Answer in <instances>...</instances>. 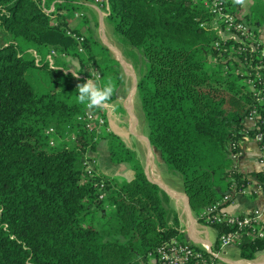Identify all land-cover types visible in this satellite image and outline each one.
<instances>
[{"label":"trees","instance_id":"1","mask_svg":"<svg viewBox=\"0 0 264 264\" xmlns=\"http://www.w3.org/2000/svg\"><path fill=\"white\" fill-rule=\"evenodd\" d=\"M107 2L105 21L117 41L133 55L136 49L146 63L136 90L150 146L180 174L189 207L202 221L207 206L248 180L233 167L231 143L244 134L253 98L235 76L207 67L213 36L199 27L198 18H207L203 8L183 0ZM90 4L97 5L95 0H0V264H134L181 236L177 215L166 206L168 195L147 178L136 151L115 133L93 140L76 119L84 112L76 97L55 89L39 93L26 78L29 73H46L51 80L72 76L63 71L68 69L63 59L55 60L63 70L49 66L46 55L55 49L81 66L91 62L100 73L98 83L111 79L115 85L109 102L117 98L124 83L119 61L93 53L86 33L85 52L78 53L77 42L66 34L74 13ZM251 12L260 16L254 5ZM72 89L76 96V85ZM49 127L56 132L54 146L44 132ZM69 133L74 142L64 140ZM101 140L112 163H128L134 171L128 181L101 174L104 199H98L91 181L80 182L83 158L93 156L89 152H96ZM102 211L109 216L107 227L95 218ZM238 248L241 258L252 259L264 249V239L244 236Z\"/></svg>","mask_w":264,"mask_h":264},{"label":"built area","instance_id":"2","mask_svg":"<svg viewBox=\"0 0 264 264\" xmlns=\"http://www.w3.org/2000/svg\"><path fill=\"white\" fill-rule=\"evenodd\" d=\"M183 1L207 11V18L204 20L198 18V24L200 28L209 31L213 36L209 55L211 65L219 66L223 75L235 76L253 98V106L245 118L250 123V128L245 129L243 137L249 135V130L253 131L251 137L258 145L259 173L263 177V181L258 180L252 184L245 183L237 190L231 187L230 192L228 191L221 199L203 210L202 222L212 227L225 226L227 228L217 232L216 242L220 248L230 245L238 246L244 236L251 239H264V220L259 209L255 208L245 214H231L224 209L225 204L232 201L234 193L264 194V114L260 109V107L264 108V42L260 38L257 28L238 15L231 8L229 0ZM95 2L100 8V17H106L108 14L107 0H95ZM52 9L53 7H51ZM74 18L81 21L83 14L75 12ZM66 34L77 42V52L84 53V34L75 32L71 24L68 25ZM32 54L35 63L39 64L41 58L35 51H32ZM58 58L75 63V69L69 68L66 72L71 74L72 71L79 72V79L73 76L77 80L85 82L90 78L99 82L100 73L91 62L81 66L77 58L64 54L60 55L55 49H50L46 55L49 66L53 69L59 68L55 64V60ZM109 106L108 102L107 107ZM107 107L89 110L84 106V112L76 116L82 126L93 134L95 141L113 133L107 122ZM44 132L48 136L49 145L54 146L56 144L54 128L49 127ZM64 140L68 143L74 142L76 136L74 133H69ZM238 146V142L231 143L232 160H237L240 155ZM87 179L100 191L98 199H104L106 183L97 169V160L94 156L87 155L83 158L80 182H86ZM250 186L254 187L249 189ZM112 209L113 206H107L108 212ZM145 260L154 264H225L218 260V251L212 249L210 245L197 246L175 236L148 252Z\"/></svg>","mask_w":264,"mask_h":264},{"label":"crops","instance_id":"3","mask_svg":"<svg viewBox=\"0 0 264 264\" xmlns=\"http://www.w3.org/2000/svg\"><path fill=\"white\" fill-rule=\"evenodd\" d=\"M259 3V6H264V0H242V2H237V0H230L233 4V10L237 12L238 15L243 17L246 21L250 16H252L251 8L254 5V2ZM232 8V7H231ZM83 16H88L91 18L98 17L99 21L102 17H100V8L96 4H90L87 8L83 9ZM260 11V10H259ZM250 23V20H248ZM84 20L81 21L74 18L72 16V20L69 24H71L74 28H80L83 24ZM257 28L258 34L262 41L264 42V18L262 24H255ZM81 31L85 32L84 29ZM110 34V33H109ZM116 58L121 60V63H124L120 52L117 49H112ZM124 56V55H123ZM125 57V56H124ZM126 59V57H125ZM123 60V61H122ZM75 64V63H72ZM124 69L127 73L130 71L129 65L124 63ZM63 69V67H59ZM69 68V67H68ZM71 69V68H70ZM128 75V74H127ZM124 83L118 88L117 98L114 101L109 102V107L106 109L107 122L112 129V132L117 134L128 147L133 148V150L137 152L138 147L141 148V142L138 139V135L132 132L131 128L134 126L137 130V118L135 116V107H134V98L137 96V90L134 89V86H131L128 94L123 96L124 92L127 90V78L123 76ZM136 80V79H135ZM135 85V82L133 83ZM133 87V88H132ZM135 112V113H134ZM250 123L246 120L244 121V129H249ZM129 133L133 136L130 137ZM144 136V135H142ZM145 137V136H144ZM147 136L145 137L146 140ZM140 142V143H139ZM238 147L240 155L237 160H232L233 167L245 174H248L246 183H254L259 179L258 174L260 170V164L258 162V145L255 140L251 136H242L238 139ZM155 153H150V156L147 155L146 152L140 153L141 156H138L140 160L144 172L148 176V178L155 182L158 186L162 187L160 184H163L168 190L178 192L177 189L165 183L162 179L160 169L163 166V163L160 160L159 152L154 151ZM97 159V169L100 174L107 177H115V175L106 173V170H110L113 172H118L126 181L131 180L134 176V171L131 169L130 165H123L125 163L114 164L110 161L109 153L107 150L105 140H101L98 144L96 152L92 154ZM156 156L159 161H156ZM156 161V162H155ZM152 173V174H151ZM236 190L238 187L235 185L231 186ZM230 187V189H232ZM254 186H250L249 189H252ZM229 190H225L227 193ZM166 190V194L171 200V196ZM230 192V191H229ZM187 197V196H186ZM174 201V207L171 211H174L177 215L179 225L178 230L180 233V239L190 242L194 245H202L208 244L212 249L218 251V260L225 264H264V249L256 252L254 258L252 259H243L239 255V248L236 245H230L224 248H220L216 242L217 239V231L214 227L205 225L202 221H199L198 217H196L190 207L187 205V198L180 199ZM259 209L261 211L262 219L264 220V194L261 193H252V194H242V193H234L232 195V201H229L225 204V211L231 214H245L249 213L253 209ZM211 227V229L209 228ZM134 264H154L149 262L148 260L140 259L139 262Z\"/></svg>","mask_w":264,"mask_h":264},{"label":"rangeland","instance_id":"4","mask_svg":"<svg viewBox=\"0 0 264 264\" xmlns=\"http://www.w3.org/2000/svg\"><path fill=\"white\" fill-rule=\"evenodd\" d=\"M230 4H231V7L233 9L234 8L233 4L231 2H230ZM254 7L256 8V11L260 10V13H259L260 16H256V17L250 16L249 18H247L248 20H250V24L252 26H255L257 19L262 18V16L264 17V6H259L257 4H254ZM81 12L84 13L83 10H81ZM103 18H104L103 21L100 22L98 17H96V16H95V18L85 16V20H84L82 26L80 27V29L85 30V32H83V31H81V32L84 34L85 33L87 34L88 45L91 48V51L93 53H96L100 57H104L106 59L109 57H113L114 59H116L117 56H116L115 52L112 50L114 48V49H117L120 52V54L126 56V59H124L123 57H122V59L124 60V63L129 65V67H130L129 73H127L124 69V66L122 67V65L119 63L121 71L123 73V76L125 78H127V83H128L127 84V90L123 94V96H126L129 92L131 86H134L133 83L135 82V79H138V75L145 68L146 63H145L144 59L141 57V55H139V53L136 49H133V51L136 52V55H133L131 50L127 51L126 50L127 48L123 47L117 41L112 27L105 21V17H103ZM0 37H1V31H0ZM100 45L104 46L107 50H102L100 48ZM107 51L109 52V54H107ZM63 61L66 63V65L64 64L65 67L75 69V64H72L73 62L66 61V60H63ZM124 63H122V64L125 65ZM207 67L209 69L213 68L212 65L209 63V60H208ZM66 70H64L65 73H67ZM29 74L30 75H28L26 78L30 82V84L32 85L34 90H36L37 92L42 93V92L48 91L50 89H55L57 92L60 91V94L62 96H64V97L67 96L70 99H72L73 97H76L73 93L74 90L72 89V87L77 85L78 83L84 82L81 80H77L76 78L73 77V75L72 76H69V75L62 76L61 78L54 77L51 80L46 73H29ZM55 79H58V80L61 79L63 83H61V82L58 83ZM65 83H68V85H70V89H68V90L63 89V86L61 84H65ZM69 83H71V84H69ZM119 88H121V87H119ZM134 107H135V111H136V113L135 112L134 113H135V116L137 118V123L135 124V126H137V130L135 129L134 126L131 128V130L136 135H138V139L141 142V143L139 142L141 144V148L140 147L137 148L139 152H137L136 154L138 156H141L140 153L146 152L147 155L150 156L151 151H152V153H155L154 151H158V150L154 147H151L148 144V142L145 140V137L147 136V133H148V127H147V123L144 119V116H143V113L141 110V106H140V102H139V99L137 96L134 98ZM129 135L131 138H133L131 133H129ZM142 135H144L145 137ZM56 140H57V137H56ZM89 154L92 155L93 153L89 152ZM160 160L163 163V166L161 168H159L162 179L165 181V183H167L168 185H170L173 188L178 190V192L170 191L163 184H160L162 187L159 186L164 192H166V190L169 191L168 193L171 196V200H168V204L166 206L168 209L174 210V209H176L174 206V201L178 200L177 199L178 197L180 199H184V200L187 198L185 193L183 192V189H182V179H181V176L178 172L168 168L167 164L161 159V157H160ZM156 161L157 162L159 161L157 156H156ZM126 164L129 166L128 163H125L123 165H126ZM106 173L115 175V177H113V178H116L120 181H126V179L123 178V176L120 175V173H118V172L106 170ZM171 205L174 207V209L172 208ZM95 218L97 220V224H99L98 226L107 227L106 223H107V219H109L108 214H106L103 211L97 212V214L95 215ZM209 228L211 229V227H209ZM137 262H139V260Z\"/></svg>","mask_w":264,"mask_h":264},{"label":"clouds","instance_id":"5","mask_svg":"<svg viewBox=\"0 0 264 264\" xmlns=\"http://www.w3.org/2000/svg\"><path fill=\"white\" fill-rule=\"evenodd\" d=\"M237 2H242V0H237ZM78 73L72 71V75L77 79H79ZM114 91L115 85L111 79L100 84L96 80L88 78L85 82L76 85V99L79 104L89 110L106 108Z\"/></svg>","mask_w":264,"mask_h":264},{"label":"water","instance_id":"6","mask_svg":"<svg viewBox=\"0 0 264 264\" xmlns=\"http://www.w3.org/2000/svg\"><path fill=\"white\" fill-rule=\"evenodd\" d=\"M103 17L100 19V22H102L103 21ZM122 55V54H121ZM122 57L125 59V57L122 55ZM118 61H119V63L122 65V63H121V61H120V59H118V58H116ZM122 67H123V65H122ZM136 88H137V79L135 80V85H134V89L136 90ZM146 141L148 142V144L150 145V142H149V140H148V138H146ZM146 174V173H145ZM147 176V175H146ZM147 178H148V176H147ZM149 179V178H148ZM150 180V179H149ZM151 181V180H150ZM151 182H153V181H151ZM153 183H155V182H153ZM187 205L189 206V202H188V198H187Z\"/></svg>","mask_w":264,"mask_h":264},{"label":"bare ground","instance_id":"7","mask_svg":"<svg viewBox=\"0 0 264 264\" xmlns=\"http://www.w3.org/2000/svg\"><path fill=\"white\" fill-rule=\"evenodd\" d=\"M121 61V60H120Z\"/></svg>","mask_w":264,"mask_h":264}]
</instances>
